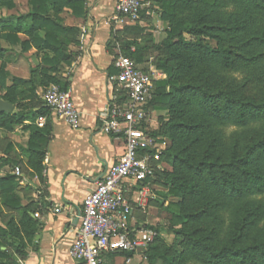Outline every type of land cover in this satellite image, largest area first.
I'll return each mask as SVG.
<instances>
[{
    "label": "trees",
    "instance_id": "16d2710c",
    "mask_svg": "<svg viewBox=\"0 0 264 264\" xmlns=\"http://www.w3.org/2000/svg\"><path fill=\"white\" fill-rule=\"evenodd\" d=\"M150 1L167 25L158 44H149L150 35L137 24L114 34L110 30L122 56L147 71L144 56L154 52L153 66L165 75L154 82L146 108L165 113L166 119L148 135L170 141L161 157L170 170L154 176L169 184L160 194L163 200H178L165 207L170 244L157 228L147 226L157 236L144 251L146 264H264V98L245 95L228 74L264 62V0ZM27 4L26 14L0 18V98L16 110L0 114L4 131L50 113L43 102L37 113L24 112L37 89L54 84L68 90L61 73L78 55L69 46L78 44L80 30L64 26L61 14H86L83 0ZM14 7V0H0V8ZM17 46L23 53L34 47L41 63L31 68L28 80L13 77L7 86L6 54ZM118 97L124 101L122 92ZM228 126L237 130L226 139L222 129ZM26 128L27 164L40 177L46 132L32 123ZM4 164L9 161L0 158V167ZM15 187L14 176H0V264H17L1 247L23 257L25 241H32L38 230L29 209L20 206ZM2 207L17 212L16 220L4 216Z\"/></svg>",
    "mask_w": 264,
    "mask_h": 264
},
{
    "label": "crops",
    "instance_id": "0c3cea01",
    "mask_svg": "<svg viewBox=\"0 0 264 264\" xmlns=\"http://www.w3.org/2000/svg\"><path fill=\"white\" fill-rule=\"evenodd\" d=\"M25 1L26 11L19 15H24L29 10L27 0ZM83 1L86 13L84 17L75 18L68 10L61 14L64 26H73L80 30L78 44L69 46V50L77 52L78 55L71 65L64 66L61 73V77L68 82L67 89L79 113V126L70 128L50 112L45 117H37L33 122L28 120L22 125L14 126L12 131L0 129V158L9 161V164L0 167V176L15 177V192L20 206L29 209L31 218L38 224L34 239L25 241V256L19 257L12 248L1 247L16 259L17 264H78L69 258L68 251L79 223L78 214L82 202L95 188V182L117 162L124 151L122 135L106 133L104 130L108 102L122 103L118 97L119 92L125 97L121 88L109 82V77L117 71L114 62L122 56L120 45L114 41L110 30L112 29L114 34L126 26L137 24L150 35L149 44L153 45L161 41V29L162 34H165L166 23L160 20L158 8L153 1L146 0L139 21L123 23L115 22L112 18L116 0ZM14 4L16 6V0ZM155 13L157 17H153ZM19 15L8 14L0 18L7 19ZM153 18L156 31L146 29L151 25L149 23ZM19 38L27 39L22 34ZM133 50L134 47L131 48V51ZM36 52L32 47L25 53L19 48V55L13 52L6 54L9 56L5 67L7 86L11 85L13 77L25 81L30 78L31 68L41 63ZM144 59L148 58L144 56ZM146 65L147 71L154 72L155 78L160 75L157 80L163 79L165 75L152 63L147 62ZM45 89H37V98L28 103L25 113L38 112ZM13 111L16 110L13 108ZM38 118L44 119L41 126L37 124ZM31 123L42 131L44 129L47 136L40 177L35 175L27 164L26 149L30 130L26 126ZM145 128L147 133L158 128L151 119L148 120V113ZM153 143L159 149L161 146L164 149L169 146L168 139ZM158 164L160 169L157 171L168 170L166 162L160 160ZM15 168H19V176L15 174ZM154 179L155 176L145 182L147 192L140 204L133 202L139 197L138 187H132L129 192L128 197L132 200L131 223L137 227L150 226L151 220L147 216L146 208H150L148 199H153L154 196ZM2 211L4 216L12 215L15 220L18 216L17 212L5 207H2ZM136 211L140 212L137 217ZM135 257L137 256L131 258ZM138 259L137 264H142L139 257ZM121 261L122 259L118 260Z\"/></svg>",
    "mask_w": 264,
    "mask_h": 264
},
{
    "label": "built area",
    "instance_id": "2783aa9c",
    "mask_svg": "<svg viewBox=\"0 0 264 264\" xmlns=\"http://www.w3.org/2000/svg\"><path fill=\"white\" fill-rule=\"evenodd\" d=\"M145 2L116 0L113 20L118 23L138 20ZM114 66L117 73L109 77V82L121 88L125 97L122 103L108 102L104 130L122 135L124 151L82 202L79 223L68 251L69 258L78 264H128L132 258L124 254L145 259V249L157 236L153 229L131 223L132 200L128 195L132 187H138L139 197L133 202L140 204L147 192L145 182L160 169L158 162L162 153L144 128L146 107L153 96V84L160 75L155 78L154 72L140 69L134 60L125 56H119ZM42 101L70 128L79 126L80 116L69 90L52 84L42 93ZM43 121L38 118L37 124L41 126ZM152 149L155 152L150 153ZM14 172L20 175L19 168ZM119 259L122 261L118 262Z\"/></svg>",
    "mask_w": 264,
    "mask_h": 264
},
{
    "label": "rangeland",
    "instance_id": "374dc122",
    "mask_svg": "<svg viewBox=\"0 0 264 264\" xmlns=\"http://www.w3.org/2000/svg\"><path fill=\"white\" fill-rule=\"evenodd\" d=\"M25 5H26L25 0H16V6L14 7L15 8L14 10L0 8V17L7 16L8 14L19 15L26 11ZM142 12L143 10H141L140 13ZM156 15L157 14L155 13L153 17H157ZM154 20H155L154 18L151 20V22L149 23V25L150 24L151 25L146 27V29L148 30L151 29L154 31L157 30L154 25ZM166 26L167 25H165V28ZM160 32H161L160 38L161 40H163L165 37V34L164 35L162 34L163 33L162 29L160 30ZM184 37L187 40L191 39V37L187 34H185ZM12 52L15 55H19V47H17L16 49L13 48ZM155 54L156 53L154 52L153 53L150 52L149 54H147L149 63L153 64V62L155 61V57H156ZM228 74H229V77L232 79L233 84L237 88H240L245 93V95L254 97L257 100L264 98V62H261L260 64L254 66L251 69L237 68L229 72ZM163 78H165V76ZM146 111L148 113V120L151 119L156 125H159V122L161 120L166 119V114L163 112H159V113L154 112L149 108L148 109L146 108ZM236 130H237L236 128L228 126L222 129V133H223L222 135L226 139L230 138L232 136V133H234ZM149 132H152V130ZM150 137L153 139V141H156V142H158L159 140L161 141L163 140L158 136L150 135ZM169 144H170V141H169ZM165 149L163 146H161V149H160L161 153H163ZM153 150L155 149H152V151ZM167 168L168 170H170L169 167ZM154 180L155 181H154L153 186L155 187L153 188V192H152L154 193V196H153V199H148V202H149L148 206H150V208L147 207L146 212H147V216L151 220L150 226L157 228L159 232V236H161V238L165 241V243L170 244L173 239V234L170 230L167 229L168 220H169L170 215H169V212L166 211L165 207L167 206L168 202L177 201L178 199L174 197H168L166 201H164L160 194L166 193L167 188L169 187V184H166V185L162 184V180H160L159 178H155ZM139 213L140 212L136 211L135 216L137 217ZM138 260H139L138 257H135L130 261L129 264H137ZM141 262L142 264H146L145 259H141ZM158 264H161V263H158Z\"/></svg>",
    "mask_w": 264,
    "mask_h": 264
},
{
    "label": "water",
    "instance_id": "95a60500",
    "mask_svg": "<svg viewBox=\"0 0 264 264\" xmlns=\"http://www.w3.org/2000/svg\"><path fill=\"white\" fill-rule=\"evenodd\" d=\"M12 111H13V106L0 98V114L2 113L9 114Z\"/></svg>",
    "mask_w": 264,
    "mask_h": 264
}]
</instances>
